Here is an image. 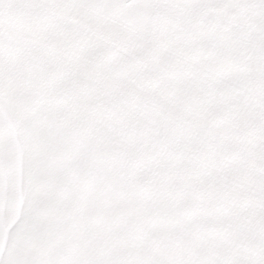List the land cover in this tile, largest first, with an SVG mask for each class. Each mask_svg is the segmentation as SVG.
<instances>
[{
    "label": "snow or ice",
    "instance_id": "6c2138e0",
    "mask_svg": "<svg viewBox=\"0 0 264 264\" xmlns=\"http://www.w3.org/2000/svg\"><path fill=\"white\" fill-rule=\"evenodd\" d=\"M0 264H264V0H0Z\"/></svg>",
    "mask_w": 264,
    "mask_h": 264
}]
</instances>
